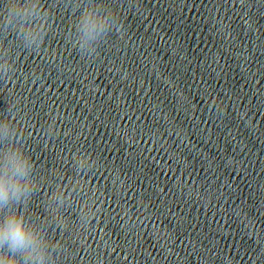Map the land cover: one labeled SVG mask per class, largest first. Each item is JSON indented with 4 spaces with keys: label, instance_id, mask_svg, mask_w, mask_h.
Here are the masks:
<instances>
[{
    "label": "water",
    "instance_id": "obj_1",
    "mask_svg": "<svg viewBox=\"0 0 264 264\" xmlns=\"http://www.w3.org/2000/svg\"><path fill=\"white\" fill-rule=\"evenodd\" d=\"M41 2V48L0 24V116L34 162L28 219L66 191L50 264H264V0H103L95 53L85 0Z\"/></svg>",
    "mask_w": 264,
    "mask_h": 264
},
{
    "label": "clouds",
    "instance_id": "obj_2",
    "mask_svg": "<svg viewBox=\"0 0 264 264\" xmlns=\"http://www.w3.org/2000/svg\"><path fill=\"white\" fill-rule=\"evenodd\" d=\"M52 15V9L41 0H5L0 24L11 29L26 46L41 48L52 30ZM116 25V9L103 0H85L74 21L75 47L79 52L95 53L96 46ZM10 59L6 52L0 54V74L7 75L12 70ZM22 134L15 116H0V264H50L51 249L57 248L58 242L49 239L44 224L51 220L58 227L64 226L60 207L66 191L58 186L50 193L48 199L55 206L47 207L39 223L28 219L37 185L34 162L17 142ZM90 160L85 155L74 158L81 169Z\"/></svg>",
    "mask_w": 264,
    "mask_h": 264
}]
</instances>
